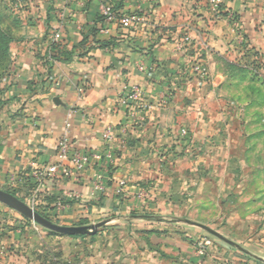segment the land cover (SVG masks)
I'll list each match as a JSON object with an SVG mask.
<instances>
[{
    "label": "crops",
    "instance_id": "1",
    "mask_svg": "<svg viewBox=\"0 0 264 264\" xmlns=\"http://www.w3.org/2000/svg\"><path fill=\"white\" fill-rule=\"evenodd\" d=\"M20 1L24 3H13L17 31L12 32L11 64L1 85L0 189L16 192L27 202L38 189L35 173L55 161L57 142L69 122V135L78 150L102 152L108 145L113 149L106 188L103 192L95 188L92 170L77 183L49 180L40 187L39 209L70 212L71 220L78 217L90 223L118 206L123 214L129 209L127 203L142 194H155L156 181L165 177V170L154 172L156 164L148 157L155 142L169 143L170 129L179 124L191 129L197 141L201 139L202 152L209 151L195 161L197 182L213 185L209 196L201 186L197 209L203 219L198 222L208 224L203 215L209 209L210 213L226 210L236 221L239 218L234 216L239 215L261 218L254 234L247 235L252 229L244 221L241 230L232 233L243 238L244 243L233 241L239 254L215 243L204 261L194 256L193 247L189 254L180 248V264H223L221 254L240 263H264V256L258 254H264V97L252 68L241 60L251 56L255 47L260 51L256 39L264 38V32H251L247 20L242 40L226 16L217 20L200 11L202 0H194L198 6L193 12L188 0H126L110 32L102 33L101 28L94 37L90 30L100 27V7L110 0ZM227 8L241 19L249 6L228 0ZM257 19L264 20V14ZM56 31L62 33L68 62H47ZM184 35L191 36L195 50L200 39L205 40L210 72L205 83L184 73L179 52ZM105 43L109 45H100ZM261 48L264 54V44ZM83 85L86 93L81 96L78 90ZM132 85L140 89V103L146 106L134 115L120 104L125 88ZM238 119L246 124L236 125ZM221 120L227 121L224 127ZM108 127L113 130L111 144L103 138ZM229 222L225 230L234 232Z\"/></svg>",
    "mask_w": 264,
    "mask_h": 264
},
{
    "label": "rangeland",
    "instance_id": "2",
    "mask_svg": "<svg viewBox=\"0 0 264 264\" xmlns=\"http://www.w3.org/2000/svg\"><path fill=\"white\" fill-rule=\"evenodd\" d=\"M188 1L190 3L189 10L195 11L196 2L194 0ZM14 2L24 3L20 0H0V75L8 63L7 55L2 49V46L7 45L8 40L4 38L2 33L12 34L14 29L17 31L18 15L13 7ZM240 2L249 6L241 19H239L238 13L228 10V0L221 5L222 10L212 6L209 0H202L203 8L200 11H208L209 15L217 20H221L224 16L223 13H225L233 31L241 32L239 36H242V40L244 39L243 35L246 34L245 30L247 29L244 23L247 20L251 21L252 25L249 24L248 27L251 32L263 33L264 20H259L257 17L264 14V0H240ZM203 41L205 40L200 39L201 44L197 50L192 44L191 48L183 50L181 55L185 67L184 73L193 74L201 83L209 81L210 72L208 70L203 78L200 71L196 72L193 66L196 64L204 65L207 69V60L204 55L207 46L202 43ZM238 42L241 43V39H238ZM256 43L257 46H260V51H257V47H255L251 56H246V59L241 60L244 66L252 68V78L258 79L260 85L257 89L261 90L264 97V54L261 53L264 38L257 37ZM192 50L195 51V54L192 53ZM238 60L239 58H235L234 61ZM244 77L249 76L245 75ZM257 89L255 88L253 92L255 93ZM142 108L145 109L146 106ZM124 109L130 112L127 106ZM239 110L241 111L242 108ZM226 122L221 120L222 127L225 126ZM241 122L246 124V120L238 119L236 125H240ZM170 130L173 133L168 135V137L171 136L169 143L160 145L161 143L155 142L152 156L148 157L153 164H156L154 172L158 171L159 168L165 170V174H163L165 177L160 179V183L156 179H152L156 181L158 186V188L156 186L155 194H142L135 202L127 203L129 209L124 211V215L118 213L120 209L118 206L106 216L96 217L92 223L88 221L90 219H87L88 225L107 222L94 235L76 237L52 232L0 203V264H180L182 254L179 250L182 249L186 251V254H189V248L193 247L194 256L205 261L211 256L215 243L226 250L239 254L240 251L233 241L243 242V238L234 237L232 233L241 230L242 224L248 222L250 223L249 229L252 230H248L247 235L254 234L261 222L260 216L256 214L234 216V218L241 220L239 223V219L236 221L229 218L226 210L210 213L212 210L209 209L208 213L203 215L208 224L198 222L202 218L197 209L201 192L204 191L203 189H208L206 196H209L213 185L209 183L201 185L197 182L195 161L197 158L208 154L209 151H201V139L197 141L191 129L181 128L178 124ZM162 162L165 164L162 165ZM154 176H156L155 173ZM119 184L121 187L122 182ZM94 185L97 189L98 186L95 182ZM117 193L121 196L124 192L122 189H118ZM198 196L199 198H197ZM39 204L41 206V203ZM40 211L44 212L42 209ZM45 213L50 221L62 226H82L79 223L84 220L78 217L79 222L76 221L77 218L71 220L70 212L64 213V211L54 210L51 213L46 211ZM188 221L203 224L232 243L221 240L206 230L188 223ZM228 222L230 226H233V229H236L234 232L225 230V225ZM239 227L240 229H237ZM243 243L240 244L243 245ZM258 254L264 256L263 253L258 252ZM225 256L221 254L220 260L223 264L246 263V261L238 262L233 256ZM255 263L256 261L251 264ZM257 264L264 263L257 262Z\"/></svg>",
    "mask_w": 264,
    "mask_h": 264
},
{
    "label": "built area",
    "instance_id": "3",
    "mask_svg": "<svg viewBox=\"0 0 264 264\" xmlns=\"http://www.w3.org/2000/svg\"><path fill=\"white\" fill-rule=\"evenodd\" d=\"M75 1V0H66ZM226 0H209L210 4L217 9L225 3ZM101 14L106 18V26L102 28V33H109L110 26L117 20L113 13V5L110 3L103 4L100 7ZM63 40L62 33L56 31L52 35V43H61ZM193 44L192 38L189 35L182 36L179 43V52H184L183 50L190 49ZM49 59L53 62L49 55ZM196 64V63H195ZM196 72L200 71V74L204 78L207 74V69L204 65L196 64ZM79 93L84 96L86 93V86L83 85L79 88ZM140 89L137 86H128L125 88V92L121 95L120 104L130 111V114L134 115L136 110L142 107L140 103ZM71 124L66 123L65 131L62 137L57 142L55 161L47 164L35 173V178L37 182L38 189L34 190L30 197L28 198V205L34 210H39L40 208V187L45 186L49 180H59V179H70L72 182H80L81 175H83L88 170L93 171V181L97 184V189L103 191L105 189L106 173L112 164L114 158V152L110 145L107 146L102 152H92V151H80L75 148L71 141L69 132ZM112 128L108 129L103 134V138L107 143L113 142L114 137L112 134ZM125 183L122 182V186Z\"/></svg>",
    "mask_w": 264,
    "mask_h": 264
},
{
    "label": "water",
    "instance_id": "4",
    "mask_svg": "<svg viewBox=\"0 0 264 264\" xmlns=\"http://www.w3.org/2000/svg\"><path fill=\"white\" fill-rule=\"evenodd\" d=\"M0 203H2L4 205L8 206L9 208L19 212L24 217H26L30 220H33L36 224L42 226L43 228L48 229L52 232L61 234V235H65V236L94 235L97 233L99 228H101L102 226H104L107 223L106 221H104V222H100L96 225H82V226L58 225V224L50 221L49 219L43 217L42 215H40L36 211H34L26 202L19 199L17 196H15V195L7 192V191H4L2 189H0ZM188 223H191L195 226H198V227L206 230L207 232L213 234L214 236L220 238L221 240H224L228 243H232L231 241L224 238L223 236H221L216 231L212 230L211 228H209L203 224H199V223H195V222H189V221H188Z\"/></svg>",
    "mask_w": 264,
    "mask_h": 264
},
{
    "label": "trees",
    "instance_id": "5",
    "mask_svg": "<svg viewBox=\"0 0 264 264\" xmlns=\"http://www.w3.org/2000/svg\"><path fill=\"white\" fill-rule=\"evenodd\" d=\"M125 1L126 0H110L109 3L111 5H113V13L116 17V19L120 18V10L123 9L125 7ZM219 9H223V7L221 6V8ZM223 15L225 16V13H223ZM227 15V14H226ZM105 20L106 18L100 14L98 19H97V23L100 25V27H93L90 31H91V35L95 37V35H97L101 28H104L106 26V23H105ZM3 36H5L4 38H6L8 40V43L6 46H2V49L5 51V55H7V58H8V63L7 65L4 67L3 69V73H1L2 75H0V108L4 105V101H3V92H4V89L2 88V83H4L5 79H6V76L8 74V71H9V68H10V64H11V57H10V44L14 41V38L12 36V34H6V33H2ZM97 43H100V42H97ZM62 42L61 43H52L51 44V52H50V57L53 61H69L70 58L69 56L67 55V53L65 51H63L62 47ZM102 46H108L109 43H105V44H100ZM49 57V55H48ZM47 62L51 63L52 61L48 58ZM36 185H37V182H36ZM9 193L13 194L16 196V192H10L8 191ZM23 201H25L24 198H19ZM41 209L39 210H36L37 213H39L40 215H42L43 217L45 216V218H49L48 216H46V213L45 211L44 212H41L40 211ZM89 222L87 220H83L79 223V225H86L88 224ZM82 235H79V236H76V237H81Z\"/></svg>",
    "mask_w": 264,
    "mask_h": 264
}]
</instances>
